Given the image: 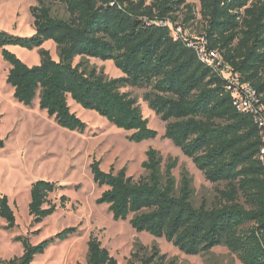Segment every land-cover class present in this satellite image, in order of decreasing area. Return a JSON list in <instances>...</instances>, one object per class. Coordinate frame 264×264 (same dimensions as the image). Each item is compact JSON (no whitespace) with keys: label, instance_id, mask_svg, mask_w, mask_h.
Listing matches in <instances>:
<instances>
[{"label":"trees","instance_id":"trees-1","mask_svg":"<svg viewBox=\"0 0 264 264\" xmlns=\"http://www.w3.org/2000/svg\"><path fill=\"white\" fill-rule=\"evenodd\" d=\"M64 5L67 18L52 14L45 0L30 8L35 33L12 35L0 30L3 59L10 66L7 84L17 102L39 108L69 132L84 134L87 124L72 112L69 99L93 111L120 130L132 132L129 140H154L138 101L126 88L146 89L144 99L166 123L164 138L192 160L205 179L217 185L211 205L192 203V179L183 173L177 186L170 161L162 169L158 152L150 149L143 168L147 175L136 181L126 168L116 172L91 165L94 183L106 187L97 200L107 205L115 221L129 220L138 233L165 239L188 256L224 247L242 264H264V166L259 154L262 131L250 113L238 111L233 90L215 69L202 62L194 49L175 39L166 21L185 24L196 19L187 0H51ZM202 36L208 49L219 53L224 64L252 86L257 106L264 111V0H198ZM57 48L58 61L44 49ZM7 46L39 49L41 62L30 67ZM80 62L75 64V60ZM89 59L113 62L122 76L110 79L90 68ZM5 141L0 138V149ZM223 186V187H220ZM63 187L39 180L32 184L29 214L40 224L65 208L50 196ZM0 218L6 229L16 228V215L7 196L0 197ZM64 229L49 240L33 245L19 236L23 254L0 264H33L47 248L78 235ZM136 251L128 264H163L164 257ZM87 264H119L93 234L88 241Z\"/></svg>","mask_w":264,"mask_h":264},{"label":"rangeland","instance_id":"rangeland-1","mask_svg":"<svg viewBox=\"0 0 264 264\" xmlns=\"http://www.w3.org/2000/svg\"><path fill=\"white\" fill-rule=\"evenodd\" d=\"M45 1L55 17H68L64 5ZM187 3L194 6L196 19L185 24L181 17L178 24L189 37H202L199 1L187 0ZM33 6H38L37 0H0V30L12 35L32 36L35 27L30 8ZM43 48L49 50L58 61L53 42H47ZM6 49L30 67L41 62L39 49L30 51L19 46H7ZM79 62L80 58H77L75 64ZM88 63L90 68L103 72L110 79L122 76L113 62L89 59ZM9 69L0 48V138L5 141V147L0 149V197H8L17 221L16 228L8 231L7 223L0 218L2 260L22 256L23 245L16 241L19 236L38 245L66 228L76 227L78 235L51 244L43 255L35 258L33 264H87L88 241L92 234L99 238L119 264H128L136 251L152 255L154 250L159 252V257H164L163 264H242L235 254L224 247H217L207 254L188 256L165 239L136 232L129 220L115 221L107 205L97 204L107 188L94 183L92 163L100 162L105 172L112 168L116 172L126 168L127 176L138 181L147 175L142 165L150 149L160 155L163 170L170 161L176 162L173 176L177 186H180L184 172L192 179V203L195 207L211 205L215 200L218 186L208 182L192 160L164 138L166 123L149 109L144 99L148 90L124 89L138 101L143 116L149 120V126L158 132L156 139L138 144L129 140L132 132L116 128L97 113L83 109L72 100L69 101L72 112L88 127L84 134L63 130L46 112L40 110L38 99L33 107L16 101L13 88L7 84ZM39 180L63 187L50 196L53 203L60 206L63 196L69 200L65 208L59 207L53 216L34 224L29 214V204L32 184Z\"/></svg>","mask_w":264,"mask_h":264},{"label":"built area","instance_id":"built-area-1","mask_svg":"<svg viewBox=\"0 0 264 264\" xmlns=\"http://www.w3.org/2000/svg\"><path fill=\"white\" fill-rule=\"evenodd\" d=\"M163 25L169 26L172 36L175 39H182L185 41L186 46L194 49L202 62L215 68L229 83L230 89L233 90L232 96L235 100L234 105L238 111L253 115L255 123L262 131L263 145L260 150L259 158L264 166V111L263 107L257 106V96L252 86L248 83H243L231 67L224 64L219 53L208 49V42L203 36L191 38L182 26L179 24L173 25L169 21L164 22Z\"/></svg>","mask_w":264,"mask_h":264},{"label":"bare ground","instance_id":"bare-ground-1","mask_svg":"<svg viewBox=\"0 0 264 264\" xmlns=\"http://www.w3.org/2000/svg\"><path fill=\"white\" fill-rule=\"evenodd\" d=\"M69 101H71V99L69 100ZM73 102V101H72ZM64 130V129H63Z\"/></svg>","mask_w":264,"mask_h":264}]
</instances>
